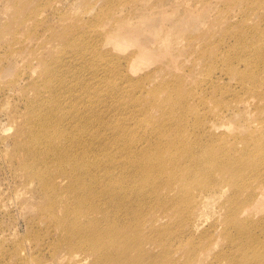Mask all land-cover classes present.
I'll return each mask as SVG.
<instances>
[{
    "label": "bare ground",
    "instance_id": "1",
    "mask_svg": "<svg viewBox=\"0 0 264 264\" xmlns=\"http://www.w3.org/2000/svg\"><path fill=\"white\" fill-rule=\"evenodd\" d=\"M13 5L20 7L18 0ZM259 5L264 8V0ZM26 15L19 20L26 28L46 19L43 11ZM113 16L105 34L118 33L114 39L121 44L129 18L118 11ZM253 19L247 16L245 21ZM95 24L91 23L90 31L104 34ZM6 25L0 24V39L13 31L11 27L3 30ZM85 26L74 32L76 24L71 20L66 29L54 30L48 39L37 36L33 30L38 26H33L34 36L16 38L13 32L4 45L9 55L17 56L33 42L28 53L41 63L33 92L28 93L26 120L17 122L12 147L5 154L18 158L48 199L38 219L45 222L42 228L58 236L54 254L64 250L65 255L71 254L60 256L65 264L72 259L74 264L89 259L91 264H264V125L226 140L229 114L209 109L217 118L207 123L200 112L208 99L202 88L220 81V76L207 75L216 69L207 74L193 69L189 77L162 72L161 65L152 77L134 83L136 88H152L149 94L154 103L144 114L124 115L128 124L111 126L102 116L109 106L102 111L100 106L108 101L102 90L114 73V62L100 55L97 39L91 40L90 26ZM172 40L166 32L159 46L171 59H178L182 48ZM239 48L243 49L240 56L224 57L225 68L230 75H238L245 91L256 95L240 98L236 107L263 108L264 75L255 69L264 63V30L238 33L227 52ZM145 49L140 47L127 59L146 61ZM238 63L249 70L242 74ZM198 64L195 58L190 67L199 68ZM87 69L96 78L92 82L83 76ZM198 76H202L198 90L186 86V79ZM116 87L124 90L122 94L129 91L123 85ZM72 90L77 94L62 97ZM161 93L163 98L158 97ZM142 99H132L133 106L143 105ZM152 109L160 116L153 115ZM137 116L146 121L143 127H134Z\"/></svg>",
    "mask_w": 264,
    "mask_h": 264
},
{
    "label": "rangeland",
    "instance_id": "2",
    "mask_svg": "<svg viewBox=\"0 0 264 264\" xmlns=\"http://www.w3.org/2000/svg\"><path fill=\"white\" fill-rule=\"evenodd\" d=\"M144 1L147 3L143 5ZM260 1L18 0L20 7H16L13 5L16 0H0V24H7L3 30L10 27L13 29L10 33L5 32L7 35L2 36L0 39V264H35L34 258H36V261L41 262L48 260L53 264H65L62 263L64 260L60 261V256L62 258L71 256V254L65 255V250L54 254L58 236L54 231L50 232L48 229L42 228L45 222H39L38 219L39 209L48 199L45 198L36 180H31L29 174L19 164L18 158H11L5 154V151L10 150L12 147V135L15 133L17 122L26 120L23 113L29 103L28 93L33 92L31 89L32 84L37 81L36 76L41 67L40 61L32 59L28 53L30 46L34 44L33 42L28 44V49H18L21 52L16 54L17 56L9 55V48H5L4 45L11 39V34L14 32L13 37L16 36V38L19 36L26 37L29 34L34 36L32 27L38 26L33 31H36L37 36L48 39L52 36L54 30L60 32L62 29L64 30V27L66 29L71 20L75 21L76 24L74 32L78 29L87 28L85 25L90 26L91 23H96L94 26L99 24L104 34L96 36L94 31H90L93 27L90 26L88 32L91 35V40L94 39L95 41L97 39L95 44L100 45V55L102 52L104 55H101L102 57L111 63L118 64L117 67H119L117 71L116 64L110 63L114 66H112L113 70L116 69L115 71L118 73L113 70L114 73L108 72L111 73L108 76L111 79L106 78V83L104 81L103 86L105 90H102L104 93L101 91L104 98L108 97L109 103L106 101L107 105L105 103L102 105V102L100 111L109 106L101 113L104 122L107 121L112 124L111 126L126 124L124 115L144 114L147 106L154 103L151 101L149 94L152 88L147 87L146 90L141 87L136 88L134 83L137 80H147L148 77H152L155 71L159 72L158 67L161 65L163 66L162 72L167 70L166 72L172 73L173 71V73L186 74L193 69H200L207 74L215 68L214 72L211 71L212 73L210 72L207 75L212 74L211 77L214 79H218L220 76V81L202 88L203 94L208 99L200 112H202V116L205 114L206 122L210 123L217 116L211 114L209 109L215 110L216 113L226 111L224 114H229L226 119L228 122L226 127L229 128H224L228 136L225 134L223 136H226V140H228L235 134L242 135L248 131H253V129L263 128L264 125V99L261 102L263 108L256 109L252 107L245 111L236 107V103L240 98L256 94L243 89V85L237 81L239 79L238 75H230L223 60L224 57H230L233 60L234 54L237 56L242 54L243 49L241 48L233 53L227 52L235 43V37L238 33L243 35L250 33L252 30H264V19H261L264 15V8L259 5ZM39 11H43L46 17V19L42 18L41 24H34L28 28L23 24H19V20L27 13V15L32 16ZM116 11L119 15L125 14L129 18L128 28L122 32L127 41L124 39L121 44H117V39H114V36H117L118 33H115V35L105 34L108 25L113 22L115 16L113 14ZM247 16L254 19L246 22L245 18ZM17 18L19 19L16 20ZM166 32H169L177 48L179 46L182 48V54L179 55L178 59H171V54L163 52L159 46L161 36ZM55 42L57 41H54V45ZM140 47L146 48L145 50L148 52L146 53L148 54L146 61L140 62L138 58L135 61L130 58L131 61H129L127 58L131 57V54L139 50ZM204 48L210 51L207 50L206 55H200ZM51 49H54V47L46 50L50 51ZM49 51H46L45 54ZM195 58L200 62L198 64L199 68L197 66L190 67L192 60ZM94 64L97 65L96 62ZM238 65L242 74L245 70H249L242 63H238ZM170 68L172 69L170 70ZM178 68L180 72H177L179 71ZM174 69H177V71ZM255 70L264 75V63L259 64ZM77 73L79 74L78 71ZM84 73L83 76L90 82L96 79L91 78L92 72L90 69H87ZM76 76L75 73L74 78ZM173 76L171 75L170 79ZM81 78L83 77L81 76ZM195 79H186V86L195 87L198 90L202 76H198L197 80ZM112 84L123 85L124 89H128L130 93L125 91L122 94L124 90H116L118 88ZM107 85L110 86V90ZM77 92V90H72L69 94H63L62 97H68L71 94H77ZM110 93L112 96L109 95ZM134 94L136 97H145V99H142V102L145 100L143 105L133 106L135 102L132 99H136V97H133ZM163 94L161 93L158 97L163 98ZM262 95L264 96V92ZM114 97L117 98L116 101ZM127 100H129L128 103ZM118 110L116 120L115 115ZM152 112L153 115L160 116L158 110L152 109ZM133 116L136 115L133 114ZM140 117L137 116L135 121L134 127L136 128L145 125L146 121ZM222 120L225 121L223 117ZM118 125L117 128H119ZM217 201L216 197L213 203L217 205ZM210 220V217L205 219L206 226L210 224ZM78 254L84 255L82 252H78ZM91 262V259L84 260L82 264H91ZM70 264H74L73 259Z\"/></svg>",
    "mask_w": 264,
    "mask_h": 264
}]
</instances>
